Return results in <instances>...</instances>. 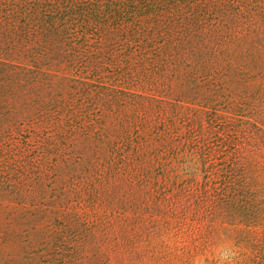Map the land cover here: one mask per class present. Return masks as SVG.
Segmentation results:
<instances>
[{"label": "trees", "instance_id": "obj_1", "mask_svg": "<svg viewBox=\"0 0 264 264\" xmlns=\"http://www.w3.org/2000/svg\"><path fill=\"white\" fill-rule=\"evenodd\" d=\"M251 4V18L231 13L226 29L208 30L204 7L193 0H0V23L3 17L13 23L8 30L0 25V35L13 33V83L72 89L65 102H47L43 115L31 118L43 129L91 131L99 122L92 111L109 100L157 102L144 91L171 64L178 69L177 58L202 61L205 69L209 56L232 69L239 54L231 49L247 47L241 57L258 67L257 81L227 96L218 87L181 90L174 108L184 110L185 134L195 137L159 142L172 164L160 169V181L144 185L151 198L144 216L149 247L180 264H264V0ZM71 70L89 76L73 78ZM184 141L191 155L181 153ZM46 142L51 155L58 146ZM219 248L225 258L216 256Z\"/></svg>", "mask_w": 264, "mask_h": 264}, {"label": "rangeland", "instance_id": "obj_2", "mask_svg": "<svg viewBox=\"0 0 264 264\" xmlns=\"http://www.w3.org/2000/svg\"><path fill=\"white\" fill-rule=\"evenodd\" d=\"M193 3L204 7L208 30L226 29L231 13L242 19L255 15L251 0ZM0 25L13 29L6 17ZM246 52L247 47L231 49L239 54L232 69L217 66L209 56L206 70L202 61L177 58L178 69L171 64L167 74H157V85L144 91L157 102L129 106L109 100L92 111L99 122L91 131L82 126L43 129L31 118L43 115L39 110L47 102H65L72 89L50 92L45 83L31 80L19 88L13 83V33L0 35V264H180L164 256L162 248L149 247L153 240L146 236L144 216L151 198L144 185L156 177L160 181V169L172 164L161 157L159 142L195 137L191 130L185 134L184 110L174 108L179 92L204 94L218 87L227 96L248 80L256 82L259 70L242 59ZM69 74L89 76L75 70ZM62 75L58 71L57 77ZM47 138L58 146L51 155L43 150ZM190 147L184 141L181 153L191 155ZM215 254L225 258L227 252L219 248Z\"/></svg>", "mask_w": 264, "mask_h": 264}]
</instances>
